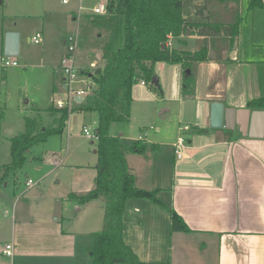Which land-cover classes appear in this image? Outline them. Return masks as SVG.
Returning a JSON list of instances; mask_svg holds the SVG:
<instances>
[{
	"label": "crops",
	"instance_id": "obj_1",
	"mask_svg": "<svg viewBox=\"0 0 264 264\" xmlns=\"http://www.w3.org/2000/svg\"><path fill=\"white\" fill-rule=\"evenodd\" d=\"M237 2L241 18L238 34L218 57L207 56L192 63L190 93L182 92L183 74L177 68L181 63H168L170 77L163 92L177 94V127L159 124L154 139H145L146 131L129 137L128 142L119 135L125 148L136 140L145 146L156 145L154 151L144 154L127 151L128 168L138 187L156 190V198L189 228L171 231L167 210L146 198L127 199L123 240L144 264H264V135L255 138L243 134L237 123L233 128L209 126L212 102L236 110L242 122L245 110H257L247 103L264 96V9L249 10L248 0ZM197 30L170 36L171 45L178 40L182 46L172 48L194 52L195 48H184L188 45L185 41L194 35L207 37ZM88 48L95 55L101 52ZM97 59L90 68L96 67ZM56 89L54 84L55 94ZM163 111H170V107ZM71 119L69 123L76 122L75 113ZM181 131L187 132V137L181 136ZM179 136L184 143L181 158H176L174 145ZM26 185L31 187L34 182L28 185L26 180ZM105 197L103 194L77 207L79 215L83 211L81 218L76 213L66 228L60 207L49 212L43 206L42 214L49 215L35 221L21 219L20 229L27 232L19 245L6 242L13 246L10 264H92L89 250L95 242L93 233L104 225L103 205L96 201L103 204ZM95 207L97 216L86 220Z\"/></svg>",
	"mask_w": 264,
	"mask_h": 264
},
{
	"label": "rangeland",
	"instance_id": "obj_2",
	"mask_svg": "<svg viewBox=\"0 0 264 264\" xmlns=\"http://www.w3.org/2000/svg\"><path fill=\"white\" fill-rule=\"evenodd\" d=\"M104 1L68 0L64 3L62 0H0V54L4 53L2 43L5 34L11 31L19 34L18 54L9 56L10 66L0 69V264H10V257L2 254L4 244L13 241L19 245L18 242L27 232L26 229H20L18 223L21 219L35 221L42 215H49L42 214L43 206L49 212L52 208L57 210L60 207L66 228L76 213L78 218L83 214V211L80 215L76 211L81 204L68 195L86 192L93 187L97 138L83 135L82 128L96 130V111L75 112L76 122L69 123L72 119H68L61 133L50 134L45 141L31 146L26 152L23 165L8 170L5 176L4 171L11 161L10 140L24 130L25 118H36L44 126L52 122L54 115L47 108L57 96L63 98L64 95L59 69L61 56L65 52L64 41L77 28L80 43L73 60L79 68L81 81L76 85L82 89L93 86L89 74L97 66H101L102 62L85 44L84 39L95 33V29L86 23L85 18L94 15L89 9ZM182 3L186 21L205 23L202 30L209 33L205 39L195 35L188 43L185 39L188 45L184 48H195L197 51L206 44L209 49L207 56L214 58L221 55L229 44V27L240 14L237 0H182ZM79 6L83 8L82 13L77 12ZM36 32L42 33L39 43L31 39ZM172 46L182 48L178 40H174ZM96 59V67L90 68ZM182 67V64H178L181 76L184 73ZM167 68L168 63L161 61L153 66L162 93L155 85L138 80L132 89L130 117L125 121L111 123V135L122 134L121 137L128 142L129 137L146 131L144 138L154 139L159 134L155 129L159 124H168L169 128L172 125L177 127V94L170 92L167 95V92H163L170 77ZM54 84L57 87L56 94L59 95L52 92ZM168 106L170 111H163ZM180 133L183 137L188 135L185 131ZM28 179L34 182L31 187L26 185ZM96 202L103 205L99 200ZM99 208L101 207H98V211ZM98 211L95 207L85 219H93ZM59 219L62 221L61 217ZM101 228L99 226V230Z\"/></svg>",
	"mask_w": 264,
	"mask_h": 264
},
{
	"label": "trees",
	"instance_id": "obj_3",
	"mask_svg": "<svg viewBox=\"0 0 264 264\" xmlns=\"http://www.w3.org/2000/svg\"><path fill=\"white\" fill-rule=\"evenodd\" d=\"M249 10L264 9L263 0H248ZM86 23L95 33L85 41L88 47L101 51V66L89 74L93 86L87 95L76 102L71 113L94 110L98 115L96 127V174L94 186L82 194L70 193L69 198L79 204L87 203L105 194L103 203V228L93 233L94 246L90 254L92 264H144L123 240V212L129 198H146L170 214L171 231H189L182 218L160 202L156 190L136 185L135 175L129 170L126 152L144 154L154 151L156 145H143L140 140L129 148L122 146L119 136L111 135L109 127L114 121L130 117L132 88L142 79L152 86L154 63H181L183 66L182 92L192 90V63L207 59L208 46L199 50L179 51L166 45L168 36H179L188 31L209 35L202 22H187L182 0H108L104 14L86 16ZM240 16L229 27V44L238 34ZM211 27V26H210ZM189 33V32H188ZM192 33V34H193ZM88 73V72H87ZM159 92V83L155 85ZM247 106L264 109V96L254 98ZM54 115L51 123L41 125L36 118H25V128L10 140L11 161L6 168H19L26 152L34 144L45 141L50 134L61 133L67 124L68 111L53 103L47 108Z\"/></svg>",
	"mask_w": 264,
	"mask_h": 264
},
{
	"label": "built area",
	"instance_id": "obj_4",
	"mask_svg": "<svg viewBox=\"0 0 264 264\" xmlns=\"http://www.w3.org/2000/svg\"><path fill=\"white\" fill-rule=\"evenodd\" d=\"M68 0H62V2L66 3ZM108 0H105L103 3L95 4L91 9L92 14H104L106 10ZM83 8L79 6L78 13H82ZM41 33L36 32L32 37V41L35 43H39L41 41ZM170 36L166 41V45L170 47ZM80 35L78 28L74 30L72 33L68 34L65 38L64 45H65V52L62 55L59 63V69L61 72V79H62V86H63V98L57 96L54 100L53 105L57 108H66L68 111V119H71L72 113L70 112L74 104L77 102L76 98L81 97L83 99L87 93L90 91L91 86H87L86 89L79 88L76 84L79 79V68L76 67L74 63V53L79 46ZM10 59L9 56L5 55L4 53L0 54V69L4 70L8 66H10ZM143 83V81L141 82ZM59 95V94H56ZM85 95V96H84ZM67 119V120H68ZM82 133L85 136L93 137L96 136L95 131H91L87 127L82 128ZM184 140L181 136L178 137L176 144L174 145L175 148V156L176 158H181L182 153L180 148L182 147ZM32 182L31 180H27V184L30 185ZM2 253L7 256L11 257L13 254V246L11 243L4 244L2 249Z\"/></svg>",
	"mask_w": 264,
	"mask_h": 264
},
{
	"label": "water",
	"instance_id": "obj_5",
	"mask_svg": "<svg viewBox=\"0 0 264 264\" xmlns=\"http://www.w3.org/2000/svg\"><path fill=\"white\" fill-rule=\"evenodd\" d=\"M206 14V12H204ZM19 51V34L17 32H7L4 37L3 52L7 56H15ZM96 57L100 60L101 54L97 53ZM152 83L158 84L157 77L152 78ZM77 101L81 97L76 98ZM246 117L244 121H238L237 112L231 108H225L221 102H212L210 104L209 126L211 128H233L234 124L240 125L243 134L250 137L259 138L264 135V110L244 111ZM232 124V126H229ZM96 151V150H95Z\"/></svg>",
	"mask_w": 264,
	"mask_h": 264
}]
</instances>
